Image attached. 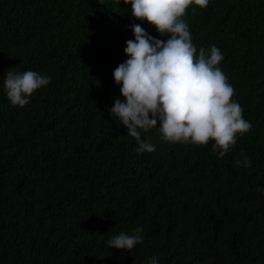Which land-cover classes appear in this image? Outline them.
Wrapping results in <instances>:
<instances>
[{"label": "trees", "instance_id": "trees-1", "mask_svg": "<svg viewBox=\"0 0 264 264\" xmlns=\"http://www.w3.org/2000/svg\"><path fill=\"white\" fill-rule=\"evenodd\" d=\"M184 18L198 50L224 52L253 125L223 157L214 138L171 142L159 125L142 132L155 150L138 152L112 117L130 25L161 36L130 3L0 0V264H264V0H211ZM10 67L52 79L20 106L2 87ZM137 225L131 250L106 244Z\"/></svg>", "mask_w": 264, "mask_h": 264}, {"label": "clouds", "instance_id": "clouds-1", "mask_svg": "<svg viewBox=\"0 0 264 264\" xmlns=\"http://www.w3.org/2000/svg\"><path fill=\"white\" fill-rule=\"evenodd\" d=\"M211 0H125L132 14L153 23L161 36L149 33L141 24L130 25L134 39L126 40L127 58L113 70L115 82L126 99L115 98L110 107L133 136L136 151H154L156 145L142 132L159 125L161 138L171 142L207 144L223 157L237 142L238 135L252 129L243 107L233 99L234 86L220 65L224 52L216 44L199 50L184 18L188 8L207 7ZM167 35V39L161 38ZM2 87L13 104L23 106L34 91L52 79L47 73L11 67L3 75ZM159 121V123H158ZM237 165L250 167L252 159L241 151ZM259 187V186H258ZM143 226L120 231L107 239L108 246L131 250L143 241ZM145 264H160L155 255Z\"/></svg>", "mask_w": 264, "mask_h": 264}]
</instances>
